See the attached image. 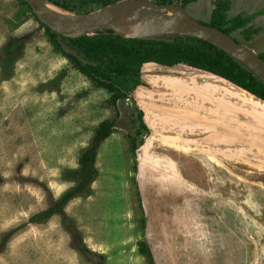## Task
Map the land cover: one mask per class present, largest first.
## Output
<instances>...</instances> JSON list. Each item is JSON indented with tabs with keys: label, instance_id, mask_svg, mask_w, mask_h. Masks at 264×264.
I'll use <instances>...</instances> for the list:
<instances>
[{
	"label": "rangeland",
	"instance_id": "1",
	"mask_svg": "<svg viewBox=\"0 0 264 264\" xmlns=\"http://www.w3.org/2000/svg\"><path fill=\"white\" fill-rule=\"evenodd\" d=\"M219 1L199 0L187 10L208 26ZM254 14L258 16L252 20L253 26L264 29V0H231L230 19ZM47 38L46 30L26 6L18 0H0V264H148L140 252L143 241L157 264H231V258L242 264H264V159L260 158L264 156V137H257L261 140L257 141L259 152L252 160L247 153H235L233 170L227 163L207 161L213 166L211 175L221 177V188L232 187L233 209L223 205L224 196L219 195L206 200L186 192L180 201L186 207L183 211L174 200L170 206L167 200L165 205L149 200L155 224L149 229L143 198L146 192L149 199L156 193L147 186L148 176L140 162L148 135L137 134L141 108L135 93L130 100L112 106V95L57 54ZM233 38L264 58V32L251 41L241 32ZM21 39L24 44L4 74L7 48ZM144 68L142 73H146ZM153 72L143 74V95L158 80L171 85L180 82L189 87L192 96L182 105L193 101L197 93L185 75L178 74L177 79L165 76V71ZM138 95L140 99L142 95ZM106 120L116 122L117 133L99 148V175L91 184V194L70 201L65 219L55 216L46 224L31 223L75 186L67 176L78 168L79 158L92 146L97 129ZM216 154L212 158L222 157L220 152ZM158 207L165 209V220L154 213L153 208ZM167 209L187 214V223H191L187 230L177 226L178 219L168 220ZM193 212L204 219L206 237L203 232L202 237L208 246H197L194 238L199 232L192 229L196 223ZM11 232L13 236L7 239ZM182 235H186L184 242Z\"/></svg>",
	"mask_w": 264,
	"mask_h": 264
},
{
	"label": "trees",
	"instance_id": "2",
	"mask_svg": "<svg viewBox=\"0 0 264 264\" xmlns=\"http://www.w3.org/2000/svg\"><path fill=\"white\" fill-rule=\"evenodd\" d=\"M18 1L33 13L28 4L22 0ZM46 1L60 7L65 12L86 15L126 0ZM143 1L152 2L159 6L176 5L185 9L199 2V0ZM230 7L231 0H220L216 3L211 23L208 26L218 29L232 38L234 33L241 32L246 41H251L252 37L260 34L259 29L250 26L252 20L258 14L251 16L239 15L230 19L228 16ZM41 26L46 30L47 39L53 46L54 51L69 60L79 73L95 83L96 86L107 90L112 95L110 103L114 107L121 101L130 100L133 93L141 91L140 87L144 86V77L141 72L143 67H145L146 73L159 70L165 71V75L170 76L172 75L170 70H175L176 74H183L186 77L217 82L220 87L231 90L234 94L223 90L209 91L208 94L220 95L222 98L220 103L223 105H231L233 102L234 110L238 109V104H241L242 101V98L236 94L264 106V83L243 63L203 40L181 35H167L151 39H126L112 31H99L94 36L69 39L52 32L42 23ZM23 44L24 41L21 39L7 48V57L3 62L5 64L4 74L8 72L9 67L16 58L18 48ZM64 46L76 51L78 58L68 54L64 50ZM260 57L264 60L262 56ZM173 73L175 74V72ZM230 96L233 97L232 102L227 99ZM228 110L230 111L229 108ZM139 121L138 136H143L145 133L149 134L150 130L145 122V114L142 110L139 114ZM115 126V121L108 120L99 126L92 146L79 158L78 168L70 171L67 176L71 182L75 183V186L64 193L60 200L55 201L49 209L34 216L31 223L46 224L55 216H61L65 219L64 211L70 201L80 194H91V184L99 175L96 169L99 148L113 134L117 133ZM137 149L138 147L135 146L134 152H137ZM142 223L145 227L146 220L143 219ZM13 234L14 232L8 234L7 239L12 237ZM140 252L146 257L148 264H155L151 250L144 241L141 242Z\"/></svg>",
	"mask_w": 264,
	"mask_h": 264
},
{
	"label": "crops",
	"instance_id": "3",
	"mask_svg": "<svg viewBox=\"0 0 264 264\" xmlns=\"http://www.w3.org/2000/svg\"><path fill=\"white\" fill-rule=\"evenodd\" d=\"M251 25L253 26L254 22ZM253 27L260 30V35L263 34L264 29L259 26ZM251 49L259 54L253 47ZM151 73L154 72L148 74ZM165 76L173 78L169 75ZM175 78L178 79V77ZM187 78L191 81L189 84L193 86V91L195 90L197 93L193 97L194 102H190V104L195 105L194 107L193 105L192 107L189 106L190 104L182 105L188 96V98L192 96L188 92L189 87L180 82L171 85V83L158 80V82L151 84L155 88L147 90L145 95H143L144 91L141 90L144 88L143 86L140 87L141 91L135 92L134 97H137L136 100L139 101V106L145 114V122L150 130V133L146 134L148 136L145 146L142 147L144 156L143 154L140 156V162H143L144 165L142 170L145 172V176H148L145 179L146 184L151 186L150 188H153L152 190L156 193L155 197L149 199L146 197L148 195L146 192L145 199H147L143 198L149 229L155 225L154 220L151 222L153 215L149 200L151 203L158 201L156 204L160 205H165V200H167V206H170L171 200H174L175 206L179 203L181 207L179 210L183 211L186 207L180 201L186 192L196 194L206 200H212L215 195H219L224 196V199H221V202H224L223 205L233 209L232 187L228 185L227 190L221 188L223 185L221 177L218 176L217 178L211 175L213 174V169H211L213 166L209 165L207 161H213L216 165L227 163V166L233 170L235 166L233 163L235 154L233 153H247L251 159L254 158L255 154L259 152L257 143L261 142V140H257V137H264L262 132L264 126L263 105L236 94L242 98L243 102L241 101V104H238V109L234 110L232 96L227 97L232 104L223 105L220 103L222 100L220 95L208 94L209 91L217 92L218 90L234 94L233 91L220 87L217 82L193 77ZM187 81L181 79V82L187 83ZM146 82L148 81L146 80ZM138 93L142 95L140 99H138ZM148 94L149 97H147ZM228 108L230 111H227ZM216 152H220L222 157L212 158ZM224 156H227L228 160H225ZM260 158L264 159V156H260ZM147 161L148 167L151 168L152 172L156 171L157 175L150 173ZM207 167L210 168L209 173ZM159 169L163 170L162 174H159ZM160 175L162 176L160 177ZM158 189L160 190L158 191ZM174 190L177 191V194ZM165 193L168 198L165 197ZM171 195L173 196L171 197ZM221 205L222 203L219 204V206ZM162 208H153V211L162 215V217L160 216L161 220L162 218L165 220V209L162 210ZM209 209L214 213L212 206ZM167 211H169L168 220L175 221L178 219L177 226H182V229L187 230V225H191V223H187L190 220L186 213L179 214L175 209H167ZM193 218H196V223L192 225V229L197 231L196 233L199 232L198 237L194 238L197 246L200 244L207 245V241L202 237L204 233L202 221L204 219L200 218L197 212H193ZM204 234L206 237V233ZM182 237L184 242L186 235H182ZM238 253H240V249H238ZM153 258L157 264L154 255ZM230 260L231 264H242L239 259L231 258Z\"/></svg>",
	"mask_w": 264,
	"mask_h": 264
},
{
	"label": "water",
	"instance_id": "4",
	"mask_svg": "<svg viewBox=\"0 0 264 264\" xmlns=\"http://www.w3.org/2000/svg\"><path fill=\"white\" fill-rule=\"evenodd\" d=\"M22 1L29 5L36 18L40 21V23L44 24L52 32L60 34L69 39H80L86 36H94L99 31L114 32L113 30L107 28V23L115 16L132 11L147 12L149 15L155 18L163 19L173 23L178 29H180V31H182L178 34L172 35H181L197 38L215 46L216 48L224 51L225 53L229 54L230 56L243 63L264 83V60L259 56V54H257L248 46L237 42L234 38L226 35L222 31L212 28L210 26L200 24L191 16L187 9L181 6H159L152 2L143 0H126L92 14L75 15L66 12L69 15L68 18L55 20L41 8L39 0ZM172 14L176 17H179V20H174L173 18H170ZM162 36L167 35H160L156 37ZM64 50L68 54L78 58V53L76 51L68 48L67 46H64ZM170 76L177 77L178 74Z\"/></svg>",
	"mask_w": 264,
	"mask_h": 264
},
{
	"label": "bare ground",
	"instance_id": "5",
	"mask_svg": "<svg viewBox=\"0 0 264 264\" xmlns=\"http://www.w3.org/2000/svg\"><path fill=\"white\" fill-rule=\"evenodd\" d=\"M39 2L41 8L53 19L61 20L69 17L60 7L51 5L45 0H39ZM170 18L179 20V17L173 14ZM107 28L126 39H147L160 35H172L182 32L173 23L155 18L143 11H132L119 14L107 23Z\"/></svg>",
	"mask_w": 264,
	"mask_h": 264
},
{
	"label": "flooded vegetation",
	"instance_id": "6",
	"mask_svg": "<svg viewBox=\"0 0 264 264\" xmlns=\"http://www.w3.org/2000/svg\"><path fill=\"white\" fill-rule=\"evenodd\" d=\"M258 36V35H257Z\"/></svg>",
	"mask_w": 264,
	"mask_h": 264
}]
</instances>
